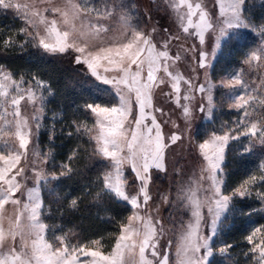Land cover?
<instances>
[{
  "label": "snow or ice",
  "instance_id": "6c2138e0",
  "mask_svg": "<svg viewBox=\"0 0 264 264\" xmlns=\"http://www.w3.org/2000/svg\"><path fill=\"white\" fill-rule=\"evenodd\" d=\"M254 3L217 0V11L203 0H169L166 18L149 26L128 0H0V12L22 25L0 29V51L67 57L73 85L87 93L66 133L77 142L56 164L38 143L51 82L0 64V264H239L230 251L239 242L219 239L224 216L231 224L264 214V17H254ZM242 29L255 35L251 47ZM24 100L31 116L21 112ZM225 107L235 115L217 123ZM177 148L190 153V174L171 159ZM233 150L258 161L234 182L226 168ZM93 165L84 193H64L66 206L87 195L130 214L109 215L115 232L95 238L46 222L53 208L41 181L55 191ZM241 240L243 264H264V223Z\"/></svg>",
  "mask_w": 264,
  "mask_h": 264
},
{
  "label": "trees",
  "instance_id": "16d2710c",
  "mask_svg": "<svg viewBox=\"0 0 264 264\" xmlns=\"http://www.w3.org/2000/svg\"><path fill=\"white\" fill-rule=\"evenodd\" d=\"M254 17L259 20L264 17V7L261 6L260 0H255L251 8ZM19 23L18 19L10 15L0 12V29H15ZM3 32H0L2 38ZM256 38L247 36L244 41V47H251L255 43ZM0 64H4L18 72L38 74L42 78L51 82L55 94L51 95L48 100V109L56 112V117L53 120L51 112L45 109V124L47 130L41 134L40 142L43 150H53L54 161L56 164L64 161L71 148L77 142L75 134L67 135L71 129L69 124L71 119L76 118L79 114L76 111V105L81 104L87 96L83 93L79 86H74L72 81L77 79L76 72L67 57H51L40 54L34 48H28L21 51L18 48L11 49L7 52L0 51ZM81 119L83 117H80ZM55 124V135L50 139L49 132L51 125ZM81 165L84 160L79 162ZM258 161L254 158H247L241 161L235 155L234 150L229 153L226 163V168L231 174V180L234 182L250 169L255 168ZM99 165L82 168L80 173L71 179H62L54 185L55 191H49L44 194L46 204H51L53 208L52 219L46 222H53L61 226V229L67 231L69 228L82 233L85 237L95 238L97 235L106 232H115L116 225L109 219V215L115 216L120 220L123 216L130 214L122 203H114L108 206L97 204L91 197L85 195L76 208L66 206L67 201L64 198V193H69L68 198L84 193L88 187V182L93 178ZM58 170V169H52ZM59 202V207L57 205ZM252 207L258 208L259 204L252 201ZM63 208V212L59 210ZM228 214L225 224L222 228V233L219 239L226 242L237 241L238 245L234 246L230 251L233 256L231 259L239 261L243 264L245 257L242 255L244 251L241 234H246V230L256 223H264V214L255 213L251 217L239 218L235 217L231 224L227 223ZM59 234V233H58Z\"/></svg>",
  "mask_w": 264,
  "mask_h": 264
},
{
  "label": "rangeland",
  "instance_id": "374dc122",
  "mask_svg": "<svg viewBox=\"0 0 264 264\" xmlns=\"http://www.w3.org/2000/svg\"><path fill=\"white\" fill-rule=\"evenodd\" d=\"M129 3L132 4H136L139 8L140 11V15L142 20L149 26H151L152 24H154V22L159 21L162 17L166 18V8H168L169 5V0H128ZM173 2H175V0H173ZM204 3H206L208 5L209 8L212 7H216L217 11H218V4H217V0H203ZM2 14H6V15H10L14 18L12 13H3ZM149 17H151V19H149ZM16 19V18H15ZM19 20V19H18ZM21 25V21L19 20V23L17 24V27H20ZM241 31L245 32L247 34V36H253L255 37L254 34L248 32V30L246 29H242ZM22 39V37H20ZM256 38V37H255ZM25 73V72H24ZM26 86V85H22ZM34 110V106L31 102L24 100L21 102V112L23 115H28L31 116L32 112ZM167 111V109H166ZM235 113L232 112L230 109H227L226 107L221 109L218 113H217V123H219V121L221 119L223 120H229L232 116H234ZM46 118V114L44 117V120ZM49 119L51 120V117H49ZM43 120V124L44 127L40 130V134H39V145L41 147V142H40V137L41 134L44 133L47 130L45 121ZM207 125V122H198V130L202 131L205 126ZM42 152H47L45 150H43V148L41 147ZM29 159L31 160L32 157L31 155L29 156ZM171 159L176 163V167L180 168L183 167L185 169L186 172H189V174L191 173V167L193 164V160L191 158V155L188 151H181L179 148L176 149L175 153L172 154ZM171 180V173L169 174L168 177H164L159 181L160 186H166L168 185V183ZM41 185H42V196L44 198V194L46 192L51 191L49 188L44 187V182L41 181ZM166 207L162 205V208ZM10 211V209H9ZM165 215L167 213H164ZM227 213L224 216V219L226 218ZM177 228L179 227V225L177 224L176 226ZM175 235V233L171 230H169L167 232V236L168 238H173ZM174 251V249H173Z\"/></svg>",
  "mask_w": 264,
  "mask_h": 264
}]
</instances>
